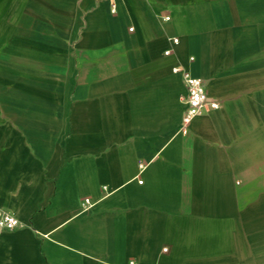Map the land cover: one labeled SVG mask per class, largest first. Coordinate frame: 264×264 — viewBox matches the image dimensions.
Listing matches in <instances>:
<instances>
[{"label": "crops", "instance_id": "0c3cea01", "mask_svg": "<svg viewBox=\"0 0 264 264\" xmlns=\"http://www.w3.org/2000/svg\"><path fill=\"white\" fill-rule=\"evenodd\" d=\"M0 207V264H264V0H0Z\"/></svg>", "mask_w": 264, "mask_h": 264}, {"label": "built area", "instance_id": "2783aa9c", "mask_svg": "<svg viewBox=\"0 0 264 264\" xmlns=\"http://www.w3.org/2000/svg\"><path fill=\"white\" fill-rule=\"evenodd\" d=\"M116 10V5H113V11ZM178 38H173L174 43H178ZM171 49L166 51L167 54ZM175 72L183 74L186 93L183 96L186 105L183 115L182 126L187 127L191 121L204 112H209L219 108L221 103L218 100L210 99L206 84L203 78L193 76L188 70L178 66L174 69ZM22 226L18 217L11 211L0 207V227L5 229H15ZM166 249V248H165ZM128 264H143L132 259Z\"/></svg>", "mask_w": 264, "mask_h": 264}]
</instances>
